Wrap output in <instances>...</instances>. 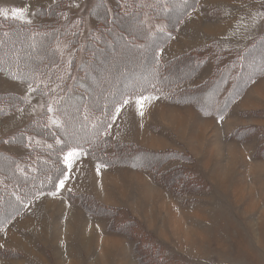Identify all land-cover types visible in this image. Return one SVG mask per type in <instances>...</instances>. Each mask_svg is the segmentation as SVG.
I'll return each mask as SVG.
<instances>
[{"label": "rangeland", "instance_id": "obj_1", "mask_svg": "<svg viewBox=\"0 0 264 264\" xmlns=\"http://www.w3.org/2000/svg\"><path fill=\"white\" fill-rule=\"evenodd\" d=\"M55 1L0 0V19L35 23L36 10ZM62 1L81 47L95 34L89 11L97 0ZM193 2L186 12L165 14L171 34L155 51L162 62L195 54L170 77L184 79L126 98L104 132L110 145H130L132 164L114 157L105 165L81 148L66 149V173L54 192H41L11 218L14 204L0 206V223L7 222L0 227V264H264V0ZM135 14L147 22L144 12ZM155 21L147 22L148 33ZM122 41L97 51L89 68L124 92L153 73L151 64L138 72L143 51L136 66L129 63L140 51ZM163 41L150 38L145 49L150 54V44ZM64 47V59L74 56L77 65L82 51ZM6 93L23 100L0 117V151L26 156L30 172L62 138L30 134L25 149L7 139L43 111L45 124L59 123L54 98L46 107L32 85L0 72V95Z\"/></svg>", "mask_w": 264, "mask_h": 264}, {"label": "trees", "instance_id": "obj_2", "mask_svg": "<svg viewBox=\"0 0 264 264\" xmlns=\"http://www.w3.org/2000/svg\"><path fill=\"white\" fill-rule=\"evenodd\" d=\"M124 4L121 7L120 0H97L89 11V16L97 24L95 34L92 32L81 47L78 44L79 30L70 21V15L66 13L67 7L62 0L38 8L35 14L39 21L35 23L11 18L0 19V72L11 79L32 85L34 92L44 97L46 107L54 98L52 107L59 118V123L49 126L44 120L48 112L43 111L37 119L7 139V142L25 149L30 144L27 140L30 134L50 142L56 137L62 138L60 145L45 149L42 156L47 160L40 164V160L35 161L34 166L32 165L33 171L30 172L25 163L26 156L20 158L0 151V206H5L7 201L14 204L15 208L10 210V218L41 192H54L57 181L66 173L62 156L68 148H81L88 157L105 165L114 157L122 165L132 164L134 155L129 151L130 145H110L109 137L104 133L111 124L117 107L130 96L158 92L164 86L169 89L172 87L168 84L184 79V76L173 78L174 80L170 77L176 66L184 68L190 64L191 57L194 60L195 54L187 56L189 53H186L162 62L155 51L171 34L173 24L164 18L165 14L186 12L193 7V0H128ZM139 10L145 13L147 22L156 20L150 24L154 26L148 29L152 32H147V22L138 20L135 13ZM138 21L145 29L139 30L142 26ZM120 37L124 44L140 51V54L128 58L129 63L136 66L144 52L147 56H143L142 66L137 68L138 72L151 64L153 73L146 82H137L124 92L120 91L121 86L112 81V78L110 82L105 80V77H101V72L94 68L98 52L109 48L114 39ZM150 38L152 43L160 42L161 38L164 41L158 46L150 44L149 54L145 48ZM71 46L83 53L77 65L74 56L67 61L64 59L65 54L60 51V47H64L68 53ZM241 55L243 54L237 56ZM196 60L201 61L200 57ZM91 65H94L92 71L89 68ZM104 67L105 64L102 68ZM97 75L100 76L97 78ZM61 77L64 78L60 81ZM20 99L15 93L0 95V117L18 110L23 100ZM70 129L73 131L69 132L71 135L68 137L65 134ZM110 146V155L102 157L101 152L104 154ZM1 211L5 213V207ZM6 223H0V227Z\"/></svg>", "mask_w": 264, "mask_h": 264}, {"label": "snow or ice", "instance_id": "obj_3", "mask_svg": "<svg viewBox=\"0 0 264 264\" xmlns=\"http://www.w3.org/2000/svg\"><path fill=\"white\" fill-rule=\"evenodd\" d=\"M17 11H19V10H17ZM70 155H72L71 153H70ZM61 186H63V182L61 181Z\"/></svg>", "mask_w": 264, "mask_h": 264}, {"label": "bare ground", "instance_id": "obj_4", "mask_svg": "<svg viewBox=\"0 0 264 264\" xmlns=\"http://www.w3.org/2000/svg\"><path fill=\"white\" fill-rule=\"evenodd\" d=\"M177 9V8H176ZM122 74V73H121ZM125 78V77H124ZM131 78V77H130ZM124 80V79H123Z\"/></svg>", "mask_w": 264, "mask_h": 264}]
</instances>
